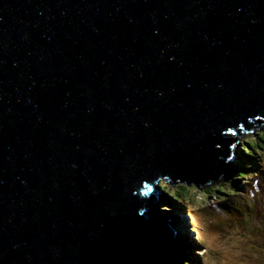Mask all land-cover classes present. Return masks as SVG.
Listing matches in <instances>:
<instances>
[{"label":"water","instance_id":"95a60500","mask_svg":"<svg viewBox=\"0 0 264 264\" xmlns=\"http://www.w3.org/2000/svg\"><path fill=\"white\" fill-rule=\"evenodd\" d=\"M259 119L264 0H0V264L183 258L161 183Z\"/></svg>","mask_w":264,"mask_h":264},{"label":"rangeland","instance_id":"374dc122","mask_svg":"<svg viewBox=\"0 0 264 264\" xmlns=\"http://www.w3.org/2000/svg\"><path fill=\"white\" fill-rule=\"evenodd\" d=\"M261 129L263 127L255 126L249 134H256ZM245 134L236 133V139L242 140ZM238 145L239 141L236 147ZM261 157L263 161L264 151ZM235 178L237 187L230 181L223 186L224 191H231L236 196L240 194L241 201L230 199L233 206L227 205L229 196L223 195L224 191L220 189L216 193L205 192L203 187L193 186L191 190L188 185L185 190L190 189L189 197L181 194L179 199L188 204L189 214L165 205L168 200L162 196L158 209L162 211L157 214L165 219H176L179 235L202 241L193 249L196 252L192 259L194 264H262L264 261V178L261 173L249 178ZM255 182H259V186L254 185ZM180 225L183 228H179Z\"/></svg>","mask_w":264,"mask_h":264},{"label":"trees","instance_id":"16d2710c","mask_svg":"<svg viewBox=\"0 0 264 264\" xmlns=\"http://www.w3.org/2000/svg\"><path fill=\"white\" fill-rule=\"evenodd\" d=\"M263 129L259 132H255L256 134H246L240 140L238 147H236V157L234 161V166L232 170V177L228 180L232 183L233 186L237 187V179L244 178V177H252L256 174L261 173L262 178H264V159L262 161V152L264 151V122H262ZM263 150V151H262ZM259 156V157H258ZM261 158V159H260ZM236 176L234 177V175ZM261 177V176H260ZM235 178V179H234ZM256 178V177H255ZM234 179V180H233ZM257 179V178H256ZM257 181V180H256ZM228 183V182H227ZM229 185V184H228ZM231 185V186H232ZM254 185L259 186V182H255ZM264 188V183L262 184ZM162 187V196L167 198V204L170 205L173 208H179L183 211L187 212L189 214V206L186 205L185 201H181L179 199V196L181 194L188 195L189 197V191L192 190L193 186L191 185L190 189H186L189 186L188 185H181V184H170V183H161ZM195 187H202V186H195ZM217 187V188H216ZM256 187V186H254ZM217 189H220V191H224L223 186H213V187H203V191L205 192H217ZM197 190V189H195ZM251 191L252 189L249 188ZM226 196H229L228 198V206H233L230 199L241 201L240 194L238 193V196L234 195L231 191H224V194ZM225 199V198H224ZM223 204L226 203V200L222 202ZM161 205V203H160ZM204 205V204H202ZM162 211V210H158ZM157 211V212H158ZM180 237V242L183 251V258H180L176 261L170 260L167 264H194V256H196V252H194V247L199 243H202V241L198 238V242L194 239H188L186 235ZM264 264V261L262 262Z\"/></svg>","mask_w":264,"mask_h":264},{"label":"bare ground","instance_id":"6f19581e","mask_svg":"<svg viewBox=\"0 0 264 264\" xmlns=\"http://www.w3.org/2000/svg\"><path fill=\"white\" fill-rule=\"evenodd\" d=\"M239 132H240V131H239ZM180 227H182V228H183V226H182V225H180V226H179V228H180Z\"/></svg>","mask_w":264,"mask_h":264},{"label":"clouds","instance_id":"9594fccd","mask_svg":"<svg viewBox=\"0 0 264 264\" xmlns=\"http://www.w3.org/2000/svg\"><path fill=\"white\" fill-rule=\"evenodd\" d=\"M249 133H250V132H249ZM246 134H248V133H246ZM246 134H245V135H246ZM238 141H240V140H238ZM239 143H240V142H239ZM235 149H236V148H235ZM235 149H234V150H235Z\"/></svg>","mask_w":264,"mask_h":264}]
</instances>
